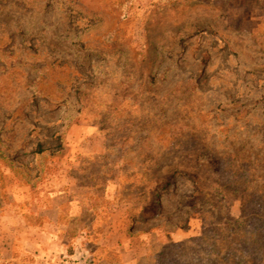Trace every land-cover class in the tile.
Listing matches in <instances>:
<instances>
[{
    "label": "rangeland",
    "instance_id": "obj_1",
    "mask_svg": "<svg viewBox=\"0 0 264 264\" xmlns=\"http://www.w3.org/2000/svg\"><path fill=\"white\" fill-rule=\"evenodd\" d=\"M78 185L77 264H264V0H0V264Z\"/></svg>",
    "mask_w": 264,
    "mask_h": 264
},
{
    "label": "crops",
    "instance_id": "obj_2",
    "mask_svg": "<svg viewBox=\"0 0 264 264\" xmlns=\"http://www.w3.org/2000/svg\"><path fill=\"white\" fill-rule=\"evenodd\" d=\"M76 187H74L75 190L70 188L67 192L56 186L52 191L46 189L42 198L38 200L28 199V211H32L35 216L43 219L37 225L27 224L28 232L21 234L20 237L24 250L37 256L44 264H56L57 261V264H77L74 259L80 251L94 252L93 249L96 248V243L89 241L83 231L74 237H67L68 235L60 231L66 227L61 221L62 216H75L78 205H82L75 200V193H79L81 185ZM20 216L24 222H28L24 215ZM116 234L109 230L108 236L115 237ZM122 235L123 233L119 232L116 237L120 238ZM17 238L16 236L14 241H18ZM116 243L120 251L122 245L117 240Z\"/></svg>",
    "mask_w": 264,
    "mask_h": 264
}]
</instances>
